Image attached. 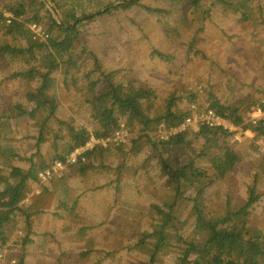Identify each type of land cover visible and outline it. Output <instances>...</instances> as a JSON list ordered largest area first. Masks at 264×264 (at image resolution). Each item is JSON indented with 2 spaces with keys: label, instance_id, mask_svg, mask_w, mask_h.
<instances>
[{
  "label": "trees",
  "instance_id": "1",
  "mask_svg": "<svg viewBox=\"0 0 264 264\" xmlns=\"http://www.w3.org/2000/svg\"><path fill=\"white\" fill-rule=\"evenodd\" d=\"M120 16L127 24L121 29L129 27V35L119 43L122 49L117 41H109L112 27L106 21ZM254 16L264 17L263 1L0 0V90L12 82L19 88L16 98L0 104V261L28 264L33 253L34 262L52 263L51 253L64 250L62 245L52 250L50 234L43 237L34 215L46 203L45 184L51 181L65 190L67 171L47 179L41 173L92 143L67 169L86 176L105 167L117 175L107 184H96L93 191L113 182L118 188L120 179L132 181L126 188L134 190L146 175L147 182L156 176L165 193L150 201L151 210L135 218L132 242L116 252L81 248L74 253L84 259L74 264H113L119 253L132 264H264V229L254 222L264 217V189L256 186L264 181V158L253 185L236 184L246 154L235 131L221 125L180 128L194 116L195 104L198 110L212 109L243 126L244 133L251 130L255 135L250 147L258 153L264 150L256 143L264 138V119L250 120L254 109L264 111V82L247 96L228 100L214 91L209 70L199 78L193 70L199 56L210 59L198 37L202 39L210 27L228 37V27ZM153 21L162 30L149 28ZM140 34L145 42L139 41ZM156 36L175 43V50H160ZM256 42L251 48L259 61L264 57V37ZM170 60L172 67L159 65ZM220 69L217 65L216 71ZM153 73L172 77L163 94L151 86ZM58 85L69 94L66 101ZM40 184L43 192L25 202ZM116 188L106 192L109 208L122 194ZM64 199L52 213L68 228L72 207ZM220 200L223 213L218 216L210 207ZM13 226L19 228L12 230Z\"/></svg>",
  "mask_w": 264,
  "mask_h": 264
},
{
  "label": "rangeland",
  "instance_id": "2",
  "mask_svg": "<svg viewBox=\"0 0 264 264\" xmlns=\"http://www.w3.org/2000/svg\"><path fill=\"white\" fill-rule=\"evenodd\" d=\"M261 1L264 2V0ZM53 9L56 11L55 8ZM220 14L221 13H219L216 18H219ZM58 15L62 17L61 13L56 11V17H58ZM7 16H9V14H7ZM251 18L254 20L234 23L231 27L227 28L228 31L226 30V34L233 35L234 40H230L229 35L228 37H226L224 34L221 35L217 30L218 28L216 27H210L202 39L201 37H198L197 39L199 46L206 51V53L210 56V59L208 61H204L200 56L196 59L193 68L194 74L196 75L195 77H203L209 70L211 73L210 81L212 83L213 89L223 99L231 100L234 95L236 96L239 94L245 97L249 93H252V90L258 87L261 82H264V69L261 68L264 57H262L259 61H255L253 56L254 50L251 48L254 44H257L256 41L258 39L264 37V17L260 18L258 16H254ZM123 19V16L117 18L107 17L106 19V21L109 23V26L112 27L110 30L111 35L109 41L111 43L117 41L118 47L120 49H122V46L119 43L122 41V38L129 35L127 32L129 27L125 30L121 29L122 27H127V24L123 22ZM152 27H155V29L158 30L161 29V24H159L158 21H153V26L150 25L149 28ZM38 29H40V27ZM140 37L141 38L139 41H142L143 39L145 42L142 34H140ZM158 37L159 36H156L155 39ZM187 38L188 37H186V39ZM156 44L160 50L166 53L173 52L176 47L175 43L167 40L164 36H160L156 40ZM140 51L142 55L145 54V44L140 46ZM173 64L174 62H172V60L168 62L161 61V63H159L161 67H172ZM217 65L221 68L220 71H216ZM153 74H155V77L153 80L151 79V86L155 88L158 94H163L164 91L167 90L166 83L173 81L169 79L172 77H165L164 75H157L156 73ZM58 86L61 88L58 90L59 95H61L64 98V101H66L69 98V94L62 90V86ZM233 86H237L236 92L232 91ZM18 93L19 88L17 87L16 82H12L11 84L7 83L5 86H3L2 90H0V104L2 103L6 105L9 100L16 98ZM168 93H170V91ZM229 126L232 131H235V134L233 133L234 138L237 142H239L244 154H246V161L241 165L238 177L234 182H236V184L248 182L253 185L255 173L260 172L263 166L262 159L264 156L262 154H264V150L258 153L253 150L254 148L250 147L252 138L255 135L251 130H247L242 134V132H244L243 126H239V128L236 127L235 124H230ZM126 133L127 132L125 131L124 134ZM257 141L258 140H256V143ZM257 145L260 150L264 148V146H260L258 143ZM110 164L113 165L114 162L110 160ZM67 170L65 169L64 172ZM67 173H69V180L74 182V185L67 183L69 186L68 190L70 192V199L67 201L69 206L72 207V212L70 214L71 219L68 221V230L64 231L63 233L55 229L42 232L40 230L41 233L44 232L43 237H45L47 233V236L50 234V236L47 237V241H51L54 250L61 245L64 246L61 247V249H64L63 251L56 253L64 264H74L76 259L83 260L84 258L81 257L79 253H74V251L81 248L87 247L95 249L100 247L106 249V251L109 250L111 252H116L118 251L117 249H121L124 244H127V242H132L134 237L132 228L133 226H137V220H135V218H137L143 212H148V210H151L149 209L150 201L153 202L157 195H162L165 193L163 186L156 176L152 177L153 180H151V182H147V176L142 175L143 179H141V183L137 184L138 187L134 190L126 188V185L132 184V181L128 179L121 181L120 179V186L118 188H116L117 182H113L110 184V189L109 187L101 188L95 191L93 194L90 193V189L95 186V183L107 184L111 181V179H116L117 175L112 176L113 173L107 172L105 167H101L100 169L99 167L94 168L86 176H84L87 179V182L92 184L89 190H84V188H77L78 184L75 182V179L77 178V172L67 171ZM83 185L86 189L90 187V185ZM256 186L258 187L259 191L264 189V181L261 180V182H259ZM115 188L118 189V191L122 194L119 195V200L115 199V201H118L115 203L116 205H113L111 208H109L108 204L106 203V205L104 203V201H111L110 197L106 198L108 196V193L106 192H113L115 191ZM41 189L42 184L36 186L32 194H34V192L38 193L41 191ZM240 189L241 193H244L243 188ZM135 190H139V192L134 195L133 193ZM91 203H93V207L100 213L92 210L87 212L85 211L87 206H91ZM212 207L210 208L212 210L214 209L218 216L222 215V200L217 202L215 201L212 204ZM102 212H104L105 215H101ZM86 218L90 220H85ZM255 218V225L259 226L261 229H264V217L257 216ZM103 223L105 226L94 229V226L98 227ZM84 227L89 228L86 229L82 234L79 233V231ZM11 233H13V231H11ZM78 234H81L82 237ZM43 237L38 236L36 239L43 240ZM55 238H58L59 241H61L60 245H58L59 241H55ZM7 244V248H10L11 241L7 242L5 245L7 246ZM69 246L71 248H68ZM73 246L75 248H72ZM44 248H46L45 244ZM122 254L119 253V256L116 257V262L113 264H123V260L128 262V264H132L131 261H127L126 259L121 260L120 258L123 256ZM57 255H55L56 258L58 257ZM11 262H14V260L11 259ZM0 263L7 264V260H1ZM27 263L32 264L36 262L29 260ZM46 264L61 263L60 261H53L50 263L49 260ZM105 264H108V262Z\"/></svg>",
  "mask_w": 264,
  "mask_h": 264
},
{
  "label": "crops",
  "instance_id": "3",
  "mask_svg": "<svg viewBox=\"0 0 264 264\" xmlns=\"http://www.w3.org/2000/svg\"><path fill=\"white\" fill-rule=\"evenodd\" d=\"M67 171H70V170H67ZM66 176H65V184L68 186L67 183H69L70 185H74L73 183L74 182H71L69 180V173H65ZM75 174V173H73ZM77 174V178L75 179V182L78 184V187L77 188H84V190H89L91 188V185L92 184H89L87 182V179L82 176L81 174L79 173H76ZM72 175V174H71ZM62 176V175H61ZM83 184H86V185H90V187L88 189L85 188V186ZM97 183H95L96 185ZM65 188L62 189L63 187H56L54 186L53 182L49 181L48 183L45 184V190L42 188L41 191L39 192H43L44 190V194L42 195V199L46 202L44 207L41 209V211L37 214L34 215V222H35V225L38 227L39 231L41 230L42 231H50V230H58L60 231L61 233H63L64 231L68 230V228L65 227V225H63L61 223V221L58 219V217H55L54 216V213H52L53 211L55 212L56 210H58L59 208V205H60V199H63V197L65 196V201H67L70 196V192H69V188ZM94 186V185H93ZM69 187V186H68ZM96 187V186H94ZM92 187L90 189V193H93L95 191H93V188ZM111 187H109L110 189ZM35 190V189H34ZM60 191V192H59ZM62 191H64L63 193H61ZM38 192V193H39ZM67 192V194H66ZM35 193V192H34ZM38 193H35V194H38ZM66 194V195H65ZM31 195H33L32 193L25 199V202H28V199L31 197ZM68 202V201H67ZM90 210L92 211H95L97 213H100L98 212L94 207H93V203H91V206H87ZM101 215H105L104 212L101 213ZM70 215H69V220H70ZM22 224V223H21ZM23 225V224H22ZM91 225V224H89ZM104 225V223L102 225H99L97 228H102ZM44 233V232H43ZM51 243V241H50ZM52 244V243H51ZM64 245V244H63ZM64 247V246H62ZM87 248V247H86ZM52 250H54V247H52ZM57 252H52L51 253V258L54 260L56 259L55 261L57 262L58 259L60 258L57 254ZM55 255H57L58 257L56 258ZM29 256H30V260L33 261V258L36 256L34 255L33 253H29ZM36 259V257H35ZM32 264H46V263H32Z\"/></svg>",
  "mask_w": 264,
  "mask_h": 264
},
{
  "label": "built area",
  "instance_id": "4",
  "mask_svg": "<svg viewBox=\"0 0 264 264\" xmlns=\"http://www.w3.org/2000/svg\"><path fill=\"white\" fill-rule=\"evenodd\" d=\"M192 108L194 110V116L188 118L187 119L188 123L180 127L181 129H185L187 126H192V129H198L202 125H208L211 127L221 125V126H224L225 128H228L230 131H232L229 125L235 124V123L229 122L228 120H226V118H223L222 116L218 115L214 110L203 108V107L200 110H198L195 104H192ZM260 119H264V111L260 107H258L254 109V112L251 115L250 120L253 123H256ZM235 125L236 127L239 128L237 124ZM243 133L244 132H242V134ZM257 142L260 146H264V138L262 137L259 138ZM92 146L93 144L90 143L85 147H80L74 150L67 156L65 162L56 160L53 163L51 168H48L45 172L41 173V176L43 177V179H47L54 175H61L64 172V170L69 167L68 164H74L77 162L78 158L82 155L84 149H87ZM13 227L14 228H12V230H17L19 228L18 226H13Z\"/></svg>",
  "mask_w": 264,
  "mask_h": 264
},
{
  "label": "water",
  "instance_id": "5",
  "mask_svg": "<svg viewBox=\"0 0 264 264\" xmlns=\"http://www.w3.org/2000/svg\"><path fill=\"white\" fill-rule=\"evenodd\" d=\"M57 19H58L59 21H62V17H60L59 15H58Z\"/></svg>",
  "mask_w": 264,
  "mask_h": 264
}]
</instances>
